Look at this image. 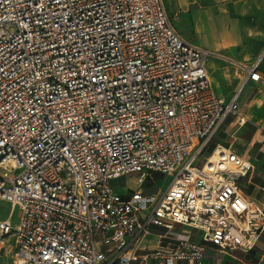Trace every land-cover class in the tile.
<instances>
[{
	"label": "built area",
	"instance_id": "built-area-1",
	"mask_svg": "<svg viewBox=\"0 0 264 264\" xmlns=\"http://www.w3.org/2000/svg\"><path fill=\"white\" fill-rule=\"evenodd\" d=\"M227 61L225 100L207 69ZM254 63L186 41L165 0H0V249L18 264H206L252 250L264 207L242 189L245 154L216 144ZM129 184L117 185L121 179ZM171 178L165 189L157 180ZM17 213V221L13 220ZM154 242L149 243L148 238Z\"/></svg>",
	"mask_w": 264,
	"mask_h": 264
},
{
	"label": "crops",
	"instance_id": "crops-1",
	"mask_svg": "<svg viewBox=\"0 0 264 264\" xmlns=\"http://www.w3.org/2000/svg\"><path fill=\"white\" fill-rule=\"evenodd\" d=\"M165 7L174 28L188 42L194 43L191 33H194L200 23L204 22L210 27L221 28L227 39L223 44L226 47L225 51L203 48L215 53H223L236 61L247 63H254L263 52L264 0H165ZM176 18H180L182 26L174 24ZM194 44L196 45V43ZM225 64L228 65L229 63L221 58L212 57L207 62V69L217 94L225 100H229L236 93L238 83L245 80L246 74L237 75L235 73L232 78L226 71ZM248 86L257 87L264 92V88L256 83H248L245 89ZM224 88H230V93L224 94ZM239 105L241 112L240 98ZM262 105H264L263 101L259 103L256 97L252 99L250 104L247 103L246 112L241 113L247 122L240 125L238 119L234 117L237 126L224 129L222 127L219 131H222L221 139L214 146L221 144L231 147L239 154H244L246 146L259 137L260 131L264 132V118L260 116L262 113H256L253 119L249 116L251 106L256 108ZM248 122L259 128L253 131L250 137ZM238 144L244 149L238 147ZM254 156L259 157V153ZM252 157L249 158L254 165V170L242 181V189L249 197L264 207V185L254 181L258 172V163ZM261 158V166L264 170V158ZM148 241L153 243L154 238L150 237ZM204 262L206 264H264V231L256 246L248 252L239 249L219 251L209 246L205 252Z\"/></svg>",
	"mask_w": 264,
	"mask_h": 264
},
{
	"label": "rangeland",
	"instance_id": "rangeland-1",
	"mask_svg": "<svg viewBox=\"0 0 264 264\" xmlns=\"http://www.w3.org/2000/svg\"><path fill=\"white\" fill-rule=\"evenodd\" d=\"M174 24H178V25L182 26L180 18H176L174 20ZM194 31H195L194 33L193 32L191 33V38H193V41H194V43H196V45H198L200 47L210 48L212 50H221V51L226 50V47L223 46V44H224L225 40L227 39V36L224 34V32L221 30V28H213V27L208 26L206 23L202 22V23H200L199 27L196 28ZM225 66H226V71L233 78L235 76L234 68L229 64L228 65L225 64ZM242 82L243 81L238 83V85L236 87V92H238V90L240 89ZM223 93L229 94L230 88H227V89L224 88ZM255 97L259 103L263 101V104H264V92L260 91V89L257 87H254V86L249 87L248 86L240 96L241 113L246 112L247 103L250 104L252 99H254ZM259 112L262 113L260 116L264 118V105H262L260 107L258 106L256 108H253L251 106L249 116L251 117V119H253L255 114L259 113ZM257 123H259V122H257ZM236 126L237 125L235 123V118L230 117L224 123V126L222 129H224L226 127L234 128ZM247 127L250 130L249 131V137L251 136L253 131H256L259 129L257 126H255L249 122H248ZM221 136H222V131L218 133L216 139L206 148V150L204 152L205 156H207L211 152L214 144L221 139ZM258 136L259 137H257L253 141V143L246 146V148L244 150V154L249 156V157L253 156L252 159L254 161H257L258 172H257V175H256L254 181L264 185V170L261 166V163H262L261 157L264 158V132L260 131V134ZM237 146L240 147L241 149H244L239 144ZM257 153H259V157L254 156ZM129 178H130V180H126L124 178V179L117 181L116 183L119 186H122L123 184H129V186L133 187L134 183L132 181L135 180V176L130 175ZM155 179L157 180V184H158L159 188H161V189H165L171 181L170 177H167V176L162 177V176L156 175V177L154 179L153 178L148 179V181H147L148 184H146V186L152 187ZM8 210H9V205L7 203H5L4 201L0 200V219L6 218ZM16 215H17V213H15V217L13 220L14 224L17 221ZM17 259H18V255H17V251H16L15 246H14V242L11 241V239H8V241L0 249V264H18Z\"/></svg>",
	"mask_w": 264,
	"mask_h": 264
}]
</instances>
